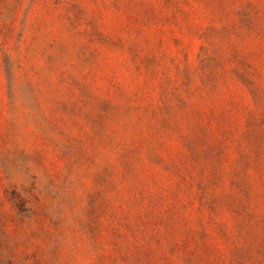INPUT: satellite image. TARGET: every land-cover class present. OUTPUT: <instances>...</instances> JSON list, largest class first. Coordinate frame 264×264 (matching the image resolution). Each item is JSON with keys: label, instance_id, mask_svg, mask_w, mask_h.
<instances>
[{"label": "rangeland", "instance_id": "rangeland-1", "mask_svg": "<svg viewBox=\"0 0 264 264\" xmlns=\"http://www.w3.org/2000/svg\"><path fill=\"white\" fill-rule=\"evenodd\" d=\"M0 264H264V0H0Z\"/></svg>", "mask_w": 264, "mask_h": 264}]
</instances>
